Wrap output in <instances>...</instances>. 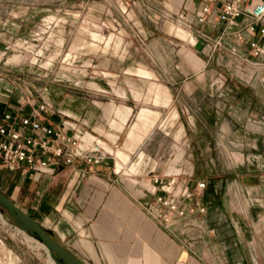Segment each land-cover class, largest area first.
Instances as JSON below:
<instances>
[{
    "label": "crops",
    "instance_id": "1",
    "mask_svg": "<svg viewBox=\"0 0 264 264\" xmlns=\"http://www.w3.org/2000/svg\"><path fill=\"white\" fill-rule=\"evenodd\" d=\"M199 2L191 0V6L187 7L190 17ZM171 28L176 29L175 34L181 39L196 44L187 30ZM186 56L193 68L202 64L201 58L191 49L186 51ZM230 57L228 55V59ZM135 72L148 80L150 100L155 106L174 104L176 109L174 90L177 88L172 83H181L183 91L195 89L194 84L201 76L191 74L182 79L172 78L170 82L155 79V74L145 67L137 68ZM216 74L202 72L204 82L208 84L205 91L208 99L199 103L198 110L204 111L206 118L188 116L187 128L192 132L188 137L185 131L182 134V128H186L181 123L176 141L182 145H196L193 150L197 159L203 156L204 165L209 166L210 172L205 168L206 171L194 174L193 166L190 170L183 161L178 168L175 164L169 169L168 150L160 155L154 150L156 138L151 127L160 114L147 106L136 111L137 102L132 94L117 99L121 102L119 106L107 104V112L101 107L95 111L83 97L56 100L55 96H47L44 102L49 107L39 114L43 123L61 128L68 135H73L75 130L84 133L80 143L83 148L96 137L100 138L103 144L98 143L105 150L103 160L88 162L76 158L72 164L61 163L52 173L37 177L26 174L21 168L10 170L0 161V183L10 180L15 195L21 191L30 195L29 208L22 209L50 231L56 241L85 261L105 264H262L255 222L264 216V83L249 85L235 78L240 85L230 80L231 83L224 86L227 77ZM139 96L140 93L135 91V97ZM220 104L225 108L226 117L220 112L223 108ZM39 105L38 102L31 107ZM31 107H24V112H29ZM18 109L0 100V116L4 110L17 112ZM176 116L173 110L172 117ZM112 118L116 122L111 126ZM164 121L162 119L160 125ZM224 126L228 127L229 133L223 135L218 131ZM166 140L167 132L163 131L159 141L166 145ZM222 141L245 156L226 170L218 167L220 155L217 150ZM110 148H118L115 156ZM156 178L157 184L154 183ZM199 178L206 180L204 189L197 188L198 181L194 184ZM235 183V188L231 189ZM161 185L174 195L176 210L173 213L155 200L157 195L171 196V192L159 190ZM185 190L191 191L192 195L185 197ZM240 191L246 195V203L240 197ZM162 210L168 216L166 220L155 213Z\"/></svg>",
    "mask_w": 264,
    "mask_h": 264
},
{
    "label": "rangeland",
    "instance_id": "2",
    "mask_svg": "<svg viewBox=\"0 0 264 264\" xmlns=\"http://www.w3.org/2000/svg\"><path fill=\"white\" fill-rule=\"evenodd\" d=\"M188 6L191 0H0V100L17 109L38 102L49 107L44 102L47 96H55L56 100L83 97L95 111L101 107L107 112V104L119 106L121 102L117 99L132 94L137 102L136 111L147 106L160 114L151 127L156 138L154 150L159 155L168 150L169 169L175 164L178 168L183 161L188 169L193 166L194 174L205 168L210 172L209 166L204 165L205 158L198 155L200 159H197L193 150L196 145L176 142L179 129L184 123L186 129L182 128V134L185 131L188 137L191 131L187 128L188 116L206 118V113L198 110L199 103L208 99L205 98L208 84L202 72L226 76L228 81L224 80V86L231 81L237 83V77L230 73L234 67L225 66L228 57L218 58L219 51L213 52L212 45L180 18L183 10L189 12ZM197 8L198 5L194 12ZM171 27L187 30L196 44L178 37L176 29ZM189 49L201 58L200 67H192L186 56ZM140 67L153 72L155 79L170 81L191 74L201 76L194 84L195 89L191 86L183 91L181 83H172L177 88L174 90L177 109L174 104L155 106L150 100L148 80L135 72ZM155 82L165 85L162 81ZM135 91L140 93L139 98L135 97ZM219 106L223 107L220 112L226 117L224 106ZM173 110L176 117H172ZM162 119L165 121L160 125ZM113 122H116L114 118L110 119L111 126ZM163 131L167 132L166 145L159 141ZM218 132L228 134V127ZM95 140L103 144L100 138ZM117 149H111L114 156ZM217 151L218 167L224 170L245 157L233 147L230 149L225 141L220 142ZM197 181L206 182L199 178L194 184ZM236 184H230L231 189ZM0 188L18 206L29 208L30 195H24L23 191L15 195L10 180L5 179ZM239 195L246 203V195L241 191ZM255 223L264 264V216ZM21 229L8 210L0 206V264H56L41 241ZM86 260L88 264H105Z\"/></svg>",
    "mask_w": 264,
    "mask_h": 264
},
{
    "label": "built area",
    "instance_id": "3",
    "mask_svg": "<svg viewBox=\"0 0 264 264\" xmlns=\"http://www.w3.org/2000/svg\"><path fill=\"white\" fill-rule=\"evenodd\" d=\"M184 11L180 18L212 45L213 52L219 51L218 58L231 56L225 66L234 67L232 73L241 83H264V0H201L193 16ZM45 106L41 104L29 112H24V107L17 112L3 111L0 116V161L3 164L10 170L21 168L26 174L37 177L52 173L61 163L72 164L76 158L88 162L103 160L105 150L97 140L83 148L80 145L82 132L75 130L73 135H68L61 128L44 124L39 114ZM158 181L154 179V183ZM196 184L198 189L206 186L204 181ZM159 190L171 192V196L161 194L155 200L167 210L175 211L172 191L162 185ZM183 195L190 197L192 192L185 190ZM155 213L163 220L168 218L163 210ZM179 213L182 214V210Z\"/></svg>",
    "mask_w": 264,
    "mask_h": 264
},
{
    "label": "water",
    "instance_id": "4",
    "mask_svg": "<svg viewBox=\"0 0 264 264\" xmlns=\"http://www.w3.org/2000/svg\"><path fill=\"white\" fill-rule=\"evenodd\" d=\"M0 206L8 210L19 227L35 235L47 247L56 264H88L56 241L50 231L46 230L36 218L31 217L24 209L15 204L2 190H0Z\"/></svg>",
    "mask_w": 264,
    "mask_h": 264
},
{
    "label": "bare ground",
    "instance_id": "5",
    "mask_svg": "<svg viewBox=\"0 0 264 264\" xmlns=\"http://www.w3.org/2000/svg\"><path fill=\"white\" fill-rule=\"evenodd\" d=\"M22 230V229H21ZM23 231V230H22ZM30 239V238H29ZM42 244V243H41ZM43 245V244H42ZM44 246V245H43ZM45 248H46V250L48 251V249H47V247L45 246ZM48 253H49V251H48ZM50 255V254H49ZM51 257V256H50ZM51 260L53 261V262H55L52 258H51ZM1 263V262H0ZM3 264V263H2Z\"/></svg>",
    "mask_w": 264,
    "mask_h": 264
}]
</instances>
